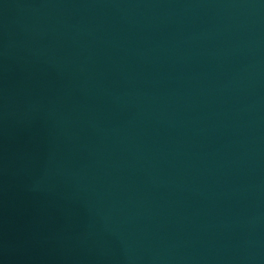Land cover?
Segmentation results:
<instances>
[{
  "label": "water",
  "instance_id": "95a60500",
  "mask_svg": "<svg viewBox=\"0 0 264 264\" xmlns=\"http://www.w3.org/2000/svg\"><path fill=\"white\" fill-rule=\"evenodd\" d=\"M0 264H264V0H0Z\"/></svg>",
  "mask_w": 264,
  "mask_h": 264
}]
</instances>
